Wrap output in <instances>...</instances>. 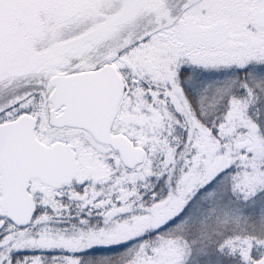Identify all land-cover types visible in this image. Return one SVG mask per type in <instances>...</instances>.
<instances>
[{
  "label": "snow or ice",
  "instance_id": "snow-or-ice-1",
  "mask_svg": "<svg viewBox=\"0 0 264 264\" xmlns=\"http://www.w3.org/2000/svg\"><path fill=\"white\" fill-rule=\"evenodd\" d=\"M0 264H264V0H0Z\"/></svg>",
  "mask_w": 264,
  "mask_h": 264
},
{
  "label": "rangeland",
  "instance_id": "rangeland-1",
  "mask_svg": "<svg viewBox=\"0 0 264 264\" xmlns=\"http://www.w3.org/2000/svg\"><path fill=\"white\" fill-rule=\"evenodd\" d=\"M72 211L75 212V211H76V208L73 207V208H72ZM74 219H75V217H73V220H74Z\"/></svg>",
  "mask_w": 264,
  "mask_h": 264
},
{
  "label": "trees",
  "instance_id": "trees-1",
  "mask_svg": "<svg viewBox=\"0 0 264 264\" xmlns=\"http://www.w3.org/2000/svg\"><path fill=\"white\" fill-rule=\"evenodd\" d=\"M114 248H118V246H113ZM89 251H91V250H89Z\"/></svg>",
  "mask_w": 264,
  "mask_h": 264
}]
</instances>
